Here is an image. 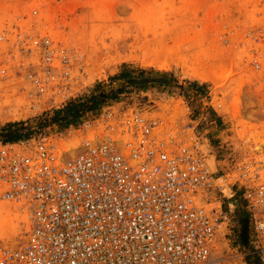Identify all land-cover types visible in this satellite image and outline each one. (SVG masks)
Masks as SVG:
<instances>
[{"label": "built area", "instance_id": "2783aa9c", "mask_svg": "<svg viewBox=\"0 0 264 264\" xmlns=\"http://www.w3.org/2000/svg\"><path fill=\"white\" fill-rule=\"evenodd\" d=\"M14 36L20 52L38 56L30 97L63 103L84 76L81 53L48 34ZM245 37L260 118L231 167L212 168L191 120L147 102H105L62 143L47 133L0 141V213L17 217L0 234V264H264V28ZM236 197L255 261L216 254L237 223Z\"/></svg>", "mask_w": 264, "mask_h": 264}, {"label": "rangeland", "instance_id": "374dc122", "mask_svg": "<svg viewBox=\"0 0 264 264\" xmlns=\"http://www.w3.org/2000/svg\"><path fill=\"white\" fill-rule=\"evenodd\" d=\"M261 7L264 0H0V32H6L0 40V141L18 132L24 135L7 141L47 133L62 143L105 102H147L171 119L191 120L211 147L212 168L231 167L243 154L245 132L256 133L260 118L255 72L243 62L254 45L246 33L264 28ZM17 29L48 34L59 48L81 53L84 76L63 103L30 97L29 61L35 65L38 56L14 45ZM100 87L109 95L75 123L38 126L40 115ZM235 199L237 223L216 254L221 261L240 254L255 261L240 235L247 212ZM16 219L0 213V234Z\"/></svg>", "mask_w": 264, "mask_h": 264}, {"label": "trees", "instance_id": "16d2710c", "mask_svg": "<svg viewBox=\"0 0 264 264\" xmlns=\"http://www.w3.org/2000/svg\"><path fill=\"white\" fill-rule=\"evenodd\" d=\"M112 90H110L111 92ZM109 93H106L101 87L87 95H84L77 99L69 100L65 105L60 108L53 109L50 113H44L37 117L38 126H47L49 124H58L66 126L70 123H75L81 114L87 110H91L102 101V98L108 96ZM17 123H10L7 127H3V130L16 126ZM8 130V129H7ZM24 134L14 132L11 135L4 136L3 141L14 140Z\"/></svg>", "mask_w": 264, "mask_h": 264}, {"label": "water", "instance_id": "95a60500", "mask_svg": "<svg viewBox=\"0 0 264 264\" xmlns=\"http://www.w3.org/2000/svg\"><path fill=\"white\" fill-rule=\"evenodd\" d=\"M138 81V80H136ZM241 239L243 242H245L247 238V222L243 223L241 230H240Z\"/></svg>", "mask_w": 264, "mask_h": 264}, {"label": "bare ground", "instance_id": "6f19581e", "mask_svg": "<svg viewBox=\"0 0 264 264\" xmlns=\"http://www.w3.org/2000/svg\"><path fill=\"white\" fill-rule=\"evenodd\" d=\"M199 77H200V76H199ZM204 77H206V76H204ZM72 144H74V143L72 142ZM71 153H73V152H70V154H71ZM11 223H12V221H11ZM8 225H10V222L8 223Z\"/></svg>", "mask_w": 264, "mask_h": 264}]
</instances>
